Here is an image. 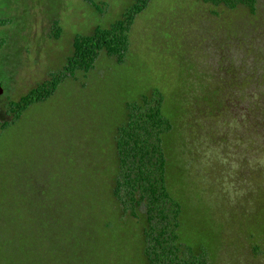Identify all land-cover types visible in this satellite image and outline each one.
Listing matches in <instances>:
<instances>
[{
  "label": "rangeland",
  "instance_id": "1",
  "mask_svg": "<svg viewBox=\"0 0 264 264\" xmlns=\"http://www.w3.org/2000/svg\"><path fill=\"white\" fill-rule=\"evenodd\" d=\"M95 1L101 14L83 0H0V122L7 100L61 68L75 34L108 26L131 3ZM127 38L122 63L100 53L0 129V248L29 264H145L144 209L130 216L112 197L113 146L125 108L157 92L171 124L161 140L181 209L177 242L206 264H264L263 101L256 85L230 84L242 79L240 62L247 73L252 57L264 58V0L253 15L148 0Z\"/></svg>",
  "mask_w": 264,
  "mask_h": 264
},
{
  "label": "trees",
  "instance_id": "2",
  "mask_svg": "<svg viewBox=\"0 0 264 264\" xmlns=\"http://www.w3.org/2000/svg\"><path fill=\"white\" fill-rule=\"evenodd\" d=\"M96 12L101 14L104 5L95 0H83ZM212 6L221 5L228 9L238 6L253 15L257 0H202ZM148 0H131L120 17L106 27L95 26L90 34H75L71 40V51L64 58L63 65L56 72L30 88L17 100H7L4 114L9 120L0 122V129L16 121L32 104L49 98L67 78H73L76 72L87 73L93 68L94 61L100 53L115 59L117 64L123 62L128 46L127 33L137 14L146 6ZM52 37L56 39L59 28L53 22ZM260 53L255 61L263 69L264 58ZM258 68H253L257 74ZM236 72L244 71L235 68ZM235 72V73H236ZM231 86H238L232 79ZM241 87H246V84ZM261 113L264 115V90ZM220 108V107H219ZM255 110L259 108L255 102ZM160 95L151 93L142 95L134 105L126 107L125 120L116 127L114 151L116 170L112 187V197L121 212L134 215V209L143 207V261L145 264H206V260L196 257L193 250L187 253L177 242L175 232L179 230L178 216L180 205L171 196L165 183V157L161 136L171 129V124L162 113ZM221 109V108H220ZM219 111V109L217 110ZM221 111V110H220ZM0 224L7 222L4 214ZM168 234H173L169 237ZM26 256V255H25ZM0 264H29L26 259L15 260L12 254L0 248Z\"/></svg>",
  "mask_w": 264,
  "mask_h": 264
},
{
  "label": "flooded vegetation",
  "instance_id": "3",
  "mask_svg": "<svg viewBox=\"0 0 264 264\" xmlns=\"http://www.w3.org/2000/svg\"><path fill=\"white\" fill-rule=\"evenodd\" d=\"M248 47V46H247ZM253 59H252V64H251V67H250V70L248 69V72L247 73H244V74H242L241 72H239V74H241V80H240V82L238 83L237 82V85L238 86H244V84H246L247 85V83H248V85H256L255 87H256V89H255V91L257 92V96H258V99L257 100H260V99H262V95L259 93L261 90H264V87H262L261 86V84H258L257 82L259 81L258 80V78L257 77H260V78H262V79H264V65H263V69H261L259 66H262L261 64H259V63H257L258 61H255V59H254V57H252ZM243 63H239V67L238 68H240V70H242L243 71ZM253 68H258L257 69V74L255 73L254 74V71H252V69ZM251 76H253V77H251ZM254 76L256 77V78H254ZM240 84V85H239ZM243 84V85H242ZM238 86H234L235 88H237ZM242 89V88H241ZM243 100V99H242ZM256 100V101H257ZM255 100H252L250 103L251 104H248V105H246L245 106V108H247L246 109V111L247 112H250L251 113V110H252V113H254L255 114V102H256ZM233 103V101H228L227 102V105L226 106H228V107H224L223 108V111L225 110V112L227 111V110H229L231 107H232V105H234V104H232ZM257 103V102H256ZM234 107V106H233ZM242 109H244V107L242 106L241 107ZM232 109V108H231Z\"/></svg>",
  "mask_w": 264,
  "mask_h": 264
},
{
  "label": "water",
  "instance_id": "4",
  "mask_svg": "<svg viewBox=\"0 0 264 264\" xmlns=\"http://www.w3.org/2000/svg\"><path fill=\"white\" fill-rule=\"evenodd\" d=\"M2 95V89H1V87H0V96Z\"/></svg>",
  "mask_w": 264,
  "mask_h": 264
}]
</instances>
